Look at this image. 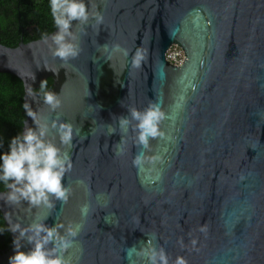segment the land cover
I'll list each match as a JSON object with an SVG mask.
<instances>
[{
	"label": "water",
	"instance_id": "1",
	"mask_svg": "<svg viewBox=\"0 0 264 264\" xmlns=\"http://www.w3.org/2000/svg\"><path fill=\"white\" fill-rule=\"evenodd\" d=\"M0 72L27 115L0 264H264V0H71Z\"/></svg>",
	"mask_w": 264,
	"mask_h": 264
},
{
	"label": "trees",
	"instance_id": "2",
	"mask_svg": "<svg viewBox=\"0 0 264 264\" xmlns=\"http://www.w3.org/2000/svg\"><path fill=\"white\" fill-rule=\"evenodd\" d=\"M71 0H0V44L17 48L44 38L59 28ZM47 79L40 91L53 87ZM25 85L15 75L0 72V193L10 184L14 152L24 140ZM15 243L0 211V253L9 251Z\"/></svg>",
	"mask_w": 264,
	"mask_h": 264
}]
</instances>
